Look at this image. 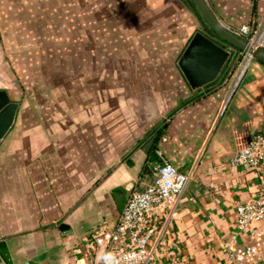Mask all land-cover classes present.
<instances>
[{
	"label": "crops",
	"instance_id": "obj_1",
	"mask_svg": "<svg viewBox=\"0 0 264 264\" xmlns=\"http://www.w3.org/2000/svg\"><path fill=\"white\" fill-rule=\"evenodd\" d=\"M89 1L110 8V36L74 54L63 50L72 62L46 63L43 74L36 67L31 105L0 63V89L17 103L0 139V246L11 260L0 257V264H92L98 253L89 254L91 233L114 225L132 188L153 182L156 149L192 173L152 237L154 243L163 232L159 263L220 264L235 201L257 187L253 173L229 160L238 133L264 135V64L248 61L231 93L236 55L215 82L192 90L177 66L199 30L191 0ZM205 1L235 33L264 22V0ZM103 17L100 23L108 22ZM119 28L164 46H113L112 39L126 38Z\"/></svg>",
	"mask_w": 264,
	"mask_h": 264
},
{
	"label": "built area",
	"instance_id": "obj_2",
	"mask_svg": "<svg viewBox=\"0 0 264 264\" xmlns=\"http://www.w3.org/2000/svg\"><path fill=\"white\" fill-rule=\"evenodd\" d=\"M263 29L264 26L255 35L250 33L248 25H241L236 34L255 46L264 47V36L260 37ZM238 55L241 61H236L231 93L251 60L244 52ZM154 154L153 182L143 190H130L112 227L101 224L91 233L89 254L98 253L92 264H160V251L156 246L163 244V232L159 231L154 243L152 239L158 232L157 225L166 206L171 209L172 203L182 196L192 180V173L178 171L161 149H156ZM229 164L232 168L253 173L257 187L247 198L235 201L234 230L222 243L224 257L220 264H264V135L238 133Z\"/></svg>",
	"mask_w": 264,
	"mask_h": 264
},
{
	"label": "rangeland",
	"instance_id": "obj_3",
	"mask_svg": "<svg viewBox=\"0 0 264 264\" xmlns=\"http://www.w3.org/2000/svg\"><path fill=\"white\" fill-rule=\"evenodd\" d=\"M87 1V5L82 6L81 0H0V63L5 64L11 84L18 87L29 105L34 69L39 68L43 74L46 63H61L67 59V62H72L74 56L63 55V50H71L74 54L73 48L93 46L95 37L102 34L110 36V8L96 9L94 3ZM101 15L109 23H100ZM263 26L264 22L259 28L251 24L250 33L257 35ZM119 29H122L120 32L124 31L126 38H122V35L112 39L113 46L138 47L143 43L150 47L164 46L160 45L162 39H138L125 28Z\"/></svg>",
	"mask_w": 264,
	"mask_h": 264
},
{
	"label": "water",
	"instance_id": "obj_4",
	"mask_svg": "<svg viewBox=\"0 0 264 264\" xmlns=\"http://www.w3.org/2000/svg\"><path fill=\"white\" fill-rule=\"evenodd\" d=\"M191 1L198 13L199 30L192 34L177 59V66L190 89L197 90L215 82L224 65L227 63L230 68L239 52L264 63V47L249 43L221 24L205 0ZM16 108L17 103L11 102L6 90L0 89V139L11 127ZM0 257L11 262L6 247L0 246Z\"/></svg>",
	"mask_w": 264,
	"mask_h": 264
},
{
	"label": "trees",
	"instance_id": "obj_5",
	"mask_svg": "<svg viewBox=\"0 0 264 264\" xmlns=\"http://www.w3.org/2000/svg\"><path fill=\"white\" fill-rule=\"evenodd\" d=\"M264 64V63H263Z\"/></svg>",
	"mask_w": 264,
	"mask_h": 264
}]
</instances>
